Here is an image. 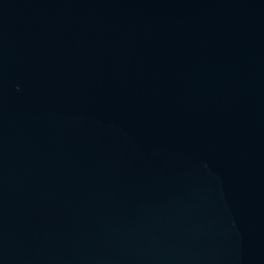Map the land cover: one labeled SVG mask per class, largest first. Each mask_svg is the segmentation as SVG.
Returning <instances> with one entry per match:
<instances>
[{
    "label": "water",
    "instance_id": "95a60500",
    "mask_svg": "<svg viewBox=\"0 0 264 264\" xmlns=\"http://www.w3.org/2000/svg\"><path fill=\"white\" fill-rule=\"evenodd\" d=\"M0 264H264V0H0Z\"/></svg>",
    "mask_w": 264,
    "mask_h": 264
}]
</instances>
